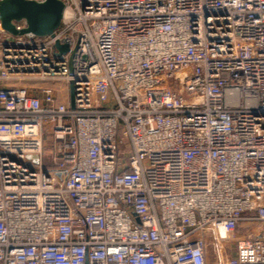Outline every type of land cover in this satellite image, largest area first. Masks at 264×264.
<instances>
[{
  "label": "built area",
  "instance_id": "obj_1",
  "mask_svg": "<svg viewBox=\"0 0 264 264\" xmlns=\"http://www.w3.org/2000/svg\"><path fill=\"white\" fill-rule=\"evenodd\" d=\"M61 1L0 25V264H264V0Z\"/></svg>",
  "mask_w": 264,
  "mask_h": 264
},
{
  "label": "water",
  "instance_id": "obj_2",
  "mask_svg": "<svg viewBox=\"0 0 264 264\" xmlns=\"http://www.w3.org/2000/svg\"><path fill=\"white\" fill-rule=\"evenodd\" d=\"M64 5L61 0H44L37 3L28 0H0V25L1 28L12 36L31 34L38 38L52 37L59 28ZM23 21L25 28L18 31L13 23ZM60 54L69 51L68 46L55 44ZM73 52L70 51V59ZM70 90V107L73 108L72 86ZM180 96L185 105H201L203 100L187 97L184 93Z\"/></svg>",
  "mask_w": 264,
  "mask_h": 264
},
{
  "label": "rangeland",
  "instance_id": "obj_3",
  "mask_svg": "<svg viewBox=\"0 0 264 264\" xmlns=\"http://www.w3.org/2000/svg\"><path fill=\"white\" fill-rule=\"evenodd\" d=\"M250 233H251V232H249V233H243L241 236H242L244 239H246V238H248V236L250 235ZM229 248H230V253L234 254V253H235V250H234V246H233V244H230V245H229ZM223 257H224V259H227V258L229 257V253H227V254H223Z\"/></svg>",
  "mask_w": 264,
  "mask_h": 264
},
{
  "label": "crops",
  "instance_id": "obj_4",
  "mask_svg": "<svg viewBox=\"0 0 264 264\" xmlns=\"http://www.w3.org/2000/svg\"><path fill=\"white\" fill-rule=\"evenodd\" d=\"M0 88H1V81H0Z\"/></svg>",
  "mask_w": 264,
  "mask_h": 264
}]
</instances>
